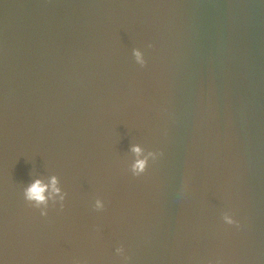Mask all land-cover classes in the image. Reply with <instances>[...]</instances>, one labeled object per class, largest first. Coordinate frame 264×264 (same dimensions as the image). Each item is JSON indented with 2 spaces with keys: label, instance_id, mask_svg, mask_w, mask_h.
Here are the masks:
<instances>
[{
  "label": "water",
  "instance_id": "water-1",
  "mask_svg": "<svg viewBox=\"0 0 264 264\" xmlns=\"http://www.w3.org/2000/svg\"><path fill=\"white\" fill-rule=\"evenodd\" d=\"M0 264H264V0H0Z\"/></svg>",
  "mask_w": 264,
  "mask_h": 264
},
{
  "label": "clouds",
  "instance_id": "clouds-1",
  "mask_svg": "<svg viewBox=\"0 0 264 264\" xmlns=\"http://www.w3.org/2000/svg\"><path fill=\"white\" fill-rule=\"evenodd\" d=\"M134 55L136 57L137 62L141 65H145V61L141 57V53L139 51H134ZM131 151L138 157L134 164L132 165V173L134 176H141L142 174L145 173L147 167H148V159L149 157L154 158V153L149 152L147 156H144L142 159L139 158L143 155V151L139 146H133ZM57 179L56 177H52L51 179V190L53 193L59 194L60 189L57 187ZM48 189V185H45L41 180L37 179L33 183H31L24 192V197L25 200L28 201L29 203H34L37 207L40 205H44L45 208L47 207V200L48 197L45 196V192ZM64 197L61 196V200H63ZM96 207L97 209H100L103 207V205L100 203V201L96 202ZM42 216H46L47 212L46 211H41ZM225 222L228 225H233L236 223L232 218H229L227 216L224 217ZM123 249H117V252L120 253L122 252Z\"/></svg>",
  "mask_w": 264,
  "mask_h": 264
}]
</instances>
